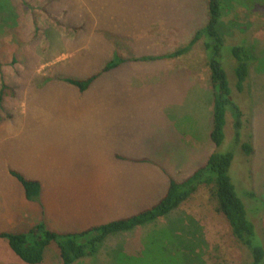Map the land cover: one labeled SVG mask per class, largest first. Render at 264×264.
Returning a JSON list of instances; mask_svg holds the SVG:
<instances>
[{
    "label": "rangeland",
    "instance_id": "374dc122",
    "mask_svg": "<svg viewBox=\"0 0 264 264\" xmlns=\"http://www.w3.org/2000/svg\"><path fill=\"white\" fill-rule=\"evenodd\" d=\"M225 3L231 8L219 31L228 43L250 44L257 59L242 92L231 86L242 113L239 141L227 112L217 147L209 137L214 105L204 38L179 57L142 59L188 43L207 22L206 0H0V199L31 204L30 220L17 222V230L44 220L60 231H80L153 205L166 192L163 185L134 171H109L107 163L114 151L139 157L153 150L157 158L171 146L173 125L200 144L186 158L170 153L163 163L183 165L189 175L213 152H230L228 173L240 197L252 191L264 201V0ZM118 53L139 60L102 73L82 92L63 81L98 72ZM222 64L233 80L235 60ZM243 143H250L251 156ZM10 170L40 181L38 202L25 198ZM136 181L139 197L130 195ZM207 190L164 217L109 236L95 256L72 264H162L159 249L173 250L174 237L183 264L250 263V251L233 237ZM257 215L264 243V211ZM0 264L27 263L0 238ZM39 264H62L54 244Z\"/></svg>",
    "mask_w": 264,
    "mask_h": 264
},
{
    "label": "trees",
    "instance_id": "16d2710c",
    "mask_svg": "<svg viewBox=\"0 0 264 264\" xmlns=\"http://www.w3.org/2000/svg\"><path fill=\"white\" fill-rule=\"evenodd\" d=\"M206 1L207 22L194 33L188 43L169 53L146 56L142 59L179 57L188 53L202 37L204 38L203 51L210 69L214 105L210 140L218 147L224 139L227 112L233 119L234 133L232 136L235 143L239 141L242 113L233 100L231 86L234 84L235 88L236 85L235 89L242 92L247 81L250 64L256 61L257 57L250 44L228 43L219 31V25L225 22V17L231 8L226 6L225 0ZM222 59L229 63L230 60H235L233 80L229 75L227 76ZM130 60H139V58H128L118 53L106 61L98 72L85 78L65 77L63 81L82 92L88 89L102 73ZM245 127L249 130L250 122H245ZM241 147L247 156H251L250 143H243ZM231 160L230 152H213L206 162L186 179L177 181L170 178L165 194L156 203L129 216L91 225L80 231H60L50 227L44 220H40L23 231H0V238L5 239L11 251L24 263H41L47 247L54 244L62 264H72L80 258L95 256L109 236L130 231L164 217L200 188L205 187L208 189L209 195L216 199L217 210L224 215L233 237L250 251L251 262L248 264H264V243L257 235L254 222L259 217L257 214L264 211V201L258 199L252 191L245 194L246 199L240 197L228 173ZM9 172L22 185L26 199L38 202L41 192L40 181L27 178L15 170ZM168 231L170 233H167V237L172 238L171 231ZM258 239L262 243L259 244ZM174 241L173 250L167 248L162 251L159 249L158 263L169 264L170 261L174 262L177 258H181V260L185 258L183 252L176 246L175 237ZM120 253L122 252L120 251L118 254ZM181 264H183V260Z\"/></svg>",
    "mask_w": 264,
    "mask_h": 264
},
{
    "label": "crops",
    "instance_id": "0c3cea01",
    "mask_svg": "<svg viewBox=\"0 0 264 264\" xmlns=\"http://www.w3.org/2000/svg\"><path fill=\"white\" fill-rule=\"evenodd\" d=\"M173 133L174 134L170 136L171 146L164 147L163 150L157 154V158L152 154L154 153L153 150H150L151 152H147V153L141 152L139 154V157H136L134 155H130V156L126 154L123 155L119 151H114L110 155L111 162L107 163L108 165L107 168L109 169V171L120 172L122 175L134 171L137 175L138 173L140 174L139 175L140 178H143V176L150 177V179L159 182L161 185L164 186L165 190H167L169 185V177H173L177 181H182L186 179V177L190 176L193 173V171H195L198 168L197 167L196 169H193L189 175L188 174L183 175L182 174L183 165H176L175 167L172 165V167L169 168V165H166V163H163V160L160 159V158H165V156L169 155L170 153L172 154L179 153L182 154L183 158H186L187 156L186 154L192 153L194 151L193 149L196 146H199L200 144V141L197 137L192 138L189 137L188 134H184V136L181 133L177 134L176 129H174V125H173ZM121 177L126 178V176H121ZM157 186L158 184L153 185L152 190L154 191V193H155L154 188ZM139 194L143 195V193H139V186L136 181L135 184H131L130 195L133 197H139ZM137 200H138L137 198L134 199L130 198L128 202L131 201L133 202ZM30 207L31 204L28 206L25 200L23 201L18 200L15 202V200L0 199L1 226H4L5 231L19 232L25 230V229L17 230L14 226H16V223L19 222L20 220H26V218L30 220L31 217ZM115 217L121 218L126 216L115 215ZM32 225H29V227Z\"/></svg>",
    "mask_w": 264,
    "mask_h": 264
}]
</instances>
